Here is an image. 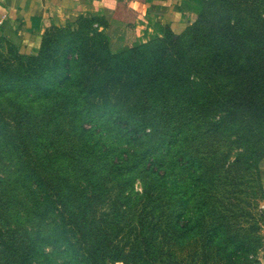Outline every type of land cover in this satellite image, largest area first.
<instances>
[{
  "label": "rangeland",
  "instance_id": "obj_1",
  "mask_svg": "<svg viewBox=\"0 0 264 264\" xmlns=\"http://www.w3.org/2000/svg\"><path fill=\"white\" fill-rule=\"evenodd\" d=\"M183 12L181 29L186 33L180 43L193 71L186 76L182 67L177 69L169 61L168 76L147 97L142 90L145 81H137L136 75L116 73L105 93L87 85L102 74L95 62L103 55V46L107 52L120 53L136 44L164 43L165 25L156 12L139 15L124 10L107 29L82 17L67 18L49 26L42 48L39 43L31 54L20 53L10 40L0 38V264H101L96 248L90 246L101 234L111 244L126 246L129 254L107 264H261L264 0H184ZM225 28L232 39L229 43L221 36ZM206 46L213 53L211 63L206 62ZM226 46L231 52L241 50L239 60L221 53ZM64 50L71 74L86 85L80 94L75 84L72 94L56 88L62 80L59 66ZM225 59L236 62L226 64L224 71ZM142 63L146 68L137 73L143 76L158 62ZM27 79L35 81V89L28 87ZM51 82L56 99L41 101L37 97L46 94H40L37 86ZM235 95L243 101L235 102ZM247 98L258 99L257 108L248 104L252 101L245 102ZM103 100H109L113 112L134 114L140 127L141 122L145 128L154 124L156 132L164 135L166 143L158 152L169 162L179 159V166L171 168L178 179L175 188L166 189L140 161L147 148L153 151L148 139L137 144L129 143V135L121 131L101 135L100 143L131 153L121 155L124 163L115 166L85 151L77 118L90 104ZM4 120L14 132L30 129L29 137L32 134L36 143L32 139L25 140L23 147L15 143L20 150L16 153L1 135ZM91 126L88 121L83 128L97 133V127ZM35 128V133L42 128L66 135L56 147L61 155L54 160L56 188L48 196L19 165L18 156L39 147ZM90 167L96 170L93 183L85 171ZM95 181L96 194L92 205H87V190ZM149 192L154 195L148 197ZM170 194L177 201L173 214ZM174 214L180 217L175 226ZM131 245L137 250L135 257Z\"/></svg>",
  "mask_w": 264,
  "mask_h": 264
},
{
  "label": "trees",
  "instance_id": "obj_2",
  "mask_svg": "<svg viewBox=\"0 0 264 264\" xmlns=\"http://www.w3.org/2000/svg\"><path fill=\"white\" fill-rule=\"evenodd\" d=\"M87 20H89L90 23L93 22V20L91 19H87ZM184 29H181L180 31L177 32L174 31L169 25H165L164 43L162 44H159L158 42L153 44L148 43L149 45L144 43L136 44L120 53L107 52L106 47L103 46L102 47L104 49L103 55L101 57L98 56L97 61L95 62V66L100 65L102 67L101 68L102 74L100 73L98 78L89 82L87 86L90 88V90L97 91L98 93H105L111 88L113 84V82L111 81V76L116 75V73L123 76L136 75L138 76L137 81H139V79H144L145 85L142 88V90L144 93L143 96L147 97L148 91L151 89L153 90V87H155L157 84H161L162 83L161 80L168 76V74L166 73V69L169 61L174 62L177 66V69L182 67L183 70L187 72L186 76H189V74L192 73L193 71V66L192 64L190 65L188 64V61L185 58V55L183 54L182 51V45L180 43L182 36L184 35V33H186V30ZM221 36L223 38H226V42L228 43L232 41L231 38H228L229 34H228V29L226 28L222 30ZM44 38L45 36L43 34L40 41L41 48L45 41ZM161 41H163V39ZM148 46L151 47L147 49ZM229 47L230 46H226V48L221 50V53H223L224 55L228 53L234 56L237 60H239L238 56L240 55L241 50L231 52L229 50ZM187 50L190 51L191 46L188 47ZM204 51L207 52L206 62L211 63L213 61V56H212L213 53L209 50L208 46L205 47ZM67 53H68L67 50L63 51L61 56L62 65L59 66V68L62 70L60 72L61 78L62 80L64 79L65 81L61 82L62 80H60V83L57 84L56 88L58 87V89H60V93L66 92L67 94L69 93L72 94L73 84H75V87H77L76 93L80 94V92H83L82 89H86L85 88L86 85L81 83V81L78 78H76V74L73 75L71 74L70 72L71 67L66 64L69 61V59L66 58ZM143 60L144 61L155 60L158 63L154 70H151L149 74L142 76L138 74L137 71L146 68L143 67V63H142ZM234 62L236 61H229L228 59H225L224 62L221 64V68L225 71L226 64H233ZM74 80L75 82L73 83ZM49 82L50 81H48V83ZM25 83L28 84V87L30 89H35L34 87L35 81L27 79ZM50 85H53L52 82L51 84H46V86H43L42 83H40L37 86L39 89V93L40 94L44 93L46 95H40L37 98L41 99V101L43 100L46 102H48L52 98H55L54 95H56V93L55 91H53ZM137 85L141 86L139 83ZM226 87L227 86L225 85V88ZM1 95H3V93H1ZM235 96L237 97L235 102L237 103L240 102L241 98L238 97L237 95ZM143 100H148V98H143ZM247 101H252L253 103H248V104H250L251 106H255L256 108L259 104L258 99L253 100L251 98H247L245 102ZM107 102H109V100H103L101 103L95 102L92 105L90 104L87 107L85 114L84 115L81 114L77 118V122L80 125L79 127L80 134L87 143L85 151L91 152L93 156L95 155L101 156L105 161L106 165L111 166L112 164L115 166L118 165V163H124L121 160V155L127 153V156H129L131 153L129 152V149L126 150L122 149L121 151L116 152V148L118 147V145L113 148H109V146L100 143L101 135L110 131L111 132L114 131L118 133L121 131L124 136L129 135L130 138V141H128L129 143H133V141H135L137 144L148 139V142L151 143L152 145L153 151L147 148V150L142 154L143 156L140 161H144L147 163L146 164V168L148 169L147 172L148 171L149 173L153 172L154 176L157 178V181H161V183L166 189L175 188V186L172 185L173 183H177L178 179L174 178V176L171 174V168H177L179 166L178 164L179 159L172 158L171 162H169V160L164 158L165 155L163 153L158 152V150L161 149V147H163V144L166 143L164 135L163 134L160 135L158 131L156 132L153 126L154 124H150L149 126H146V128L150 127L148 131L145 128V126H142V122L140 127L132 116L134 114L129 115L127 114V112L126 113H122L118 111L113 112V109L109 108L111 107V105L108 106ZM111 102L113 104V101ZM141 102L142 101H140V103ZM231 103H233V101ZM88 121L92 124L91 126L92 128L97 127L98 130L97 133H95L91 129L90 132V130L83 128V125ZM5 125L8 124L4 120L1 128V135H3L5 139L8 140V142H10L11 147H13L16 153H19L20 150L16 147L15 143L18 144L20 147H23L21 144L24 143L25 140L27 139H32L36 143V139L32 136V134L29 137L30 129H27V131L18 130L17 132H14ZM48 127H50V123L48 124ZM35 130L36 128L33 129L34 132L33 134L34 136L40 139L39 147L38 149H33L32 152H27L26 150L25 153H23V156L21 155V158H19L18 156L19 165L21 166L24 165L34 185H36L45 195L48 196V193L54 191L56 188L55 185L53 184V180L55 179L54 176L56 174V172L54 171V164L56 162H54V160L55 158L59 159L61 157L56 147L60 141L64 140L66 135L65 132L55 133L52 130L45 131L42 128H40L39 131H37L36 133ZM175 134L176 132L173 133V135ZM153 135L155 136V139H150V137ZM15 139H18L19 143H17ZM77 158L80 159V156L78 155ZM85 171L90 183H93L92 178H95L96 170L90 167ZM97 184L98 182L95 181L94 187L87 190L88 192L87 205L89 204L92 205L91 201L94 198V195L96 194L94 191L95 188H97ZM152 191L154 193V190ZM153 193L149 192L147 196L152 197L154 195ZM170 197H172V199H170L171 207H172L170 211L171 214H173V212L176 210L175 207L177 205L176 203L177 201L173 198L175 197V195L170 194ZM104 214L105 216H108V212L106 210H104ZM171 214L170 217L172 216ZM80 215L84 216L83 214ZM174 215H175V219L173 221V225L175 226L178 223L180 217L179 215L176 214ZM170 217H168V219ZM106 222H107V218L103 219V223L106 224ZM102 229L103 231H107V228L105 226ZM90 246L96 248L95 252L101 264L103 263L107 264V261L124 260V257L127 259L129 255L126 252V246H121L120 243L111 244L109 238L102 234L100 238L95 240L93 243H91ZM17 249L18 248H15L14 250L18 253ZM130 251L132 252L133 257L137 255V250L135 247H132V245Z\"/></svg>",
  "mask_w": 264,
  "mask_h": 264
},
{
  "label": "crops",
  "instance_id": "obj_3",
  "mask_svg": "<svg viewBox=\"0 0 264 264\" xmlns=\"http://www.w3.org/2000/svg\"><path fill=\"white\" fill-rule=\"evenodd\" d=\"M183 4L184 0H0V38L10 40L20 53L31 54L52 24L82 17L107 29L124 10L139 15L156 12L160 23L178 32L183 25Z\"/></svg>",
  "mask_w": 264,
  "mask_h": 264
}]
</instances>
